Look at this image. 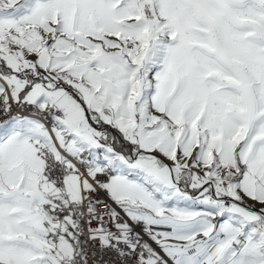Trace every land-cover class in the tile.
Wrapping results in <instances>:
<instances>
[{
	"label": "snow or ice",
	"instance_id": "snow-or-ice-1",
	"mask_svg": "<svg viewBox=\"0 0 264 264\" xmlns=\"http://www.w3.org/2000/svg\"><path fill=\"white\" fill-rule=\"evenodd\" d=\"M0 264H264V0H0Z\"/></svg>",
	"mask_w": 264,
	"mask_h": 264
}]
</instances>
